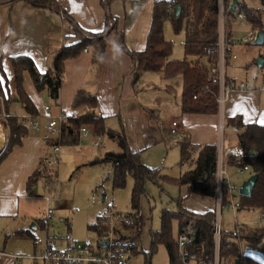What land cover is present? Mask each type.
Returning a JSON list of instances; mask_svg holds the SVG:
<instances>
[{
    "label": "trees",
    "instance_id": "obj_1",
    "mask_svg": "<svg viewBox=\"0 0 264 264\" xmlns=\"http://www.w3.org/2000/svg\"><path fill=\"white\" fill-rule=\"evenodd\" d=\"M26 1L38 7H48L56 12L64 14L76 28L78 39L64 44L55 53L51 66L46 72H41L34 60L26 54H19L10 57L14 73L13 90L7 85V80L0 78V93L7 89L9 97L4 99L6 115H2L1 123L4 125L7 143L0 154L2 160L16 145L22 143V138L27 134L29 126L24 119L10 112V104L19 102L24 111L34 118L38 110L23 86V74L29 72L38 91L47 89L53 103L58 104L61 98V89L64 82L65 62L79 56L88 47H92L93 58L101 60L106 51L107 40L115 28L113 17L107 15L106 26L101 32H91L80 28L75 19L69 15L56 0H0V3ZM225 15L227 18L235 17L234 12H243L246 20L250 22L253 30L264 33V0H260L262 7L254 9L245 3L239 2L236 8L230 9L233 0H223ZM110 0H102L106 7ZM181 6L177 14L175 7ZM109 10H107V13ZM244 19V20H245ZM170 20L176 33L184 32V58L173 59V43L166 40L164 36V23ZM228 20V19H227ZM226 20V21H227ZM228 23V21H227ZM83 34H85L83 36ZM229 37V36H228ZM219 40V7L218 0H158L154 5L153 18L150 30L147 35L146 48L142 51L126 52L130 55L134 64V81L139 82L145 72H159L164 78H173L182 75L183 89L181 108L186 114H217L218 115V82L214 79L212 68L217 65ZM229 51H231V45ZM263 51L259 57L263 59L261 66L254 64L264 74V43L261 45ZM2 72V70L0 69ZM84 107L81 115L67 116L59 122L60 134L53 140L47 141V146L52 144L77 145L80 143V128L89 127L92 134L96 136H107L115 141L118 151H107L100 158L92 161V164L110 163L112 165V187L122 188L126 185L129 175L133 178L131 192V213L126 215V224L116 225L114 228L115 245L123 246L132 253L136 251V242L127 241L125 235L119 233V228L128 225L139 224V211L141 199L146 195L145 183L151 180L154 183L172 181L181 186L186 185L188 193L204 196H214L216 185V162L217 145L203 144L195 145L190 141H183L180 146L179 164H186L196 152L195 166L185 171L180 177L172 178L161 173L160 167H150L141 161V151L133 150L125 134L123 126L118 131L109 129L105 125V117L96 113L97 99L95 95L88 94L84 89L78 90L73 100V107ZM27 119V118H26ZM229 125H236L240 128L237 135V144L245 151L242 158L244 164L251 168L252 174L258 175L253 193L250 196L240 194L241 210H264V125L259 123H244L240 117L227 119ZM170 134H172L170 132ZM174 135V134H172ZM255 154H252V151ZM233 165V158L230 159ZM56 171L51 172L45 167L44 160H41L37 168L28 178L27 190L30 194L34 185L40 177L47 180L54 179ZM47 183V182H46ZM47 185V184H46ZM52 186V185H51ZM228 190L223 191V202L228 200ZM185 198H178V210L176 212L163 210L160 216L161 224L158 230L150 233L151 242L148 250H141L144 255L143 264H153L152 256L159 244H163L168 253L169 264H210L215 253V210H208L204 213L192 212L184 207ZM122 215V214H121ZM102 215H98L96 221L88 224V229L97 233V236L108 232V227H100L98 221ZM124 216V215H122ZM125 217V216H124ZM178 224L179 235L187 232L189 240L182 247L179 246L172 234L174 222ZM48 223V222H47ZM47 223L42 222L41 228H48ZM249 229H248V228ZM18 235H26L35 238L30 229H20ZM264 239V223L256 227L247 225H235L231 231L223 230L220 235L219 254L224 264H262L258 259L244 255L241 251V242L246 240L252 243H259ZM135 256V255H134Z\"/></svg>",
    "mask_w": 264,
    "mask_h": 264
},
{
    "label": "crops",
    "instance_id": "obj_2",
    "mask_svg": "<svg viewBox=\"0 0 264 264\" xmlns=\"http://www.w3.org/2000/svg\"><path fill=\"white\" fill-rule=\"evenodd\" d=\"M56 1L84 30L95 33L103 31L107 15L113 17L115 28L108 37L105 55L101 60H95L92 47H88L79 56L65 62L61 98L56 105L53 104L48 90L38 91L30 73L24 72V89L36 106L40 119L38 128H29L27 134L22 138V143L14 146L0 160V215H6L9 218L20 214L21 200L29 195L28 178L39 168L41 160L49 152L45 140L49 115L60 113H64L66 117L81 115L84 112V107H73L74 97L80 89L96 96V113L105 117L106 127L118 131L123 126L130 146L133 150L141 151V154L164 142L166 135L179 136L183 139L181 142L190 141L195 145H217L220 139L217 114H186L182 112V108L178 114L175 113V104L171 100V94L173 92L176 94L174 84H181L182 75L164 78L159 72H145L139 82L134 81V64L126 49L142 51L146 48L154 5L158 0H110L107 7L103 5L102 0ZM75 35V26L61 12H56L48 7H38L26 1L0 3V69L5 75L8 88L13 90L14 85L10 57L19 54L29 55L38 69L44 73L51 66L55 53L62 45L76 40ZM236 44L238 43L232 44L231 49ZM254 60L246 68L255 65ZM231 62L232 59H230V64ZM226 70L227 77L237 81L235 76L228 73V66ZM240 81H245L248 88L231 92L224 106L223 115L227 125L224 134L226 146L237 144L238 135L232 131V125L227 123V119L240 117L244 123L264 125V90L262 89L264 80L258 82L257 78L251 80L245 78ZM14 102L10 109L20 119H24L28 125L31 117L19 102ZM46 105L52 106V111L49 114L45 111ZM17 106H20V112L14 110ZM180 106L181 101L176 103V107L180 108ZM173 118H177L180 123L179 133L175 135L170 134ZM228 129L234 133V140L229 135L232 133H227ZM89 135H93L92 132ZM196 157L197 153L195 152L186 163L190 166L182 165V167H187L182 169L181 175L195 166ZM230 169H235L232 173L234 176H240L246 172L250 176L252 175L251 171L238 173L232 164ZM183 186L187 188L186 185ZM192 195L197 197V205L203 208L193 210L184 204L186 209L196 213L214 209V196ZM234 196L240 200V193ZM237 211L242 210L237 209ZM223 212L222 228L225 230ZM40 225H42V221L35 223L32 229H23H30L33 232L34 229L41 228ZM65 238L57 236V240L64 243ZM241 251L244 255H250L264 264V239L259 243L242 241ZM38 255V251L35 250L28 258L34 264H45L37 258ZM12 262L16 264L14 257Z\"/></svg>",
    "mask_w": 264,
    "mask_h": 264
},
{
    "label": "rangeland",
    "instance_id": "obj_3",
    "mask_svg": "<svg viewBox=\"0 0 264 264\" xmlns=\"http://www.w3.org/2000/svg\"><path fill=\"white\" fill-rule=\"evenodd\" d=\"M220 2L225 8L224 1L220 0ZM239 2L245 3L248 7L254 9L262 7L260 0H239ZM252 30L253 27L246 19L227 18L225 15L226 36L242 39L247 37ZM164 36L166 40L173 43L172 58H184V32L176 33L170 20H166L164 23ZM75 39H78V36H75ZM233 46L232 53L236 55V58L232 59L231 64L230 59L227 61L225 68L227 69L228 66V73L235 76L237 81L245 78L249 80L257 78L258 82L264 80L263 72L258 70L256 65L246 68L254 58H259L263 47L254 45L251 41L239 42ZM0 78L4 80V73L1 71ZM180 81V85L174 84L177 91L176 94L175 92L171 94V100L175 104L174 111L177 114L181 109V106L180 108L176 107V103L181 101L182 98V93L180 92L182 89V78ZM7 97H9L8 91L4 89L0 93V120L3 115L1 104L3 101L4 105V99ZM14 104L16 103L14 102ZM14 110L20 112L21 108L17 106ZM10 112L13 113L11 109ZM227 133L232 132L228 129ZM93 135L81 138L80 143L77 145L62 146L59 166L54 168L57 173L53 177L55 184L47 186V178L40 177L27 198L21 200L19 215L14 218L0 215V256L3 255L0 259V264H14L12 262L13 257L16 260V264H34L28 257L35 250L40 254L49 236L56 240L58 245L64 244V242L57 240L58 235L62 237L72 235L75 239L82 241L85 238H89L95 243L98 240L97 234L88 229V224L96 221L98 215L108 214L110 209L125 217L131 213L132 176L129 175L127 177L124 187L113 189L111 164H92L93 160L102 157L105 152L118 151L119 146L112 139L102 136L100 138V146L96 147L94 140L98 136ZM229 135L234 140V133ZM182 140L179 136L166 135L164 142L147 149L144 154H141V161L150 167H161L163 175L178 178L182 173V169L190 166V164H186L187 166L182 167L179 164V143ZM234 171L235 169L229 170L230 179L232 183H237L238 185H241L250 176L247 172L240 176H234L232 175ZM145 188L146 195L142 197L140 204L139 224L136 227L128 225L127 227L119 228V233H123L127 237V241L136 242L138 245L136 251L133 253L130 251L133 264H143L145 257L139 252L150 248V233L152 230L160 228V216L163 210L167 209L176 212L178 210V198H185L184 204L190 209L201 210L203 208L197 205L196 196L189 195L186 187L175 182L165 181L157 184L147 180ZM48 208L54 211L50 218L47 219L49 223L48 229H34L35 238L17 234L20 229H32L35 223L41 221L45 225L47 223L46 211ZM223 211L225 230H233L237 222L249 227H256L263 223L261 221L262 211L259 209L234 212L225 208ZM172 234L177 240L179 232L176 221L172 226ZM152 263L169 264L168 253L163 244L157 246L152 256ZM192 264L196 263L193 262Z\"/></svg>",
    "mask_w": 264,
    "mask_h": 264
},
{
    "label": "built area",
    "instance_id": "obj_4",
    "mask_svg": "<svg viewBox=\"0 0 264 264\" xmlns=\"http://www.w3.org/2000/svg\"><path fill=\"white\" fill-rule=\"evenodd\" d=\"M219 7V40H218V60L217 65L212 68V73L214 74L215 81L218 82L219 90L217 95L218 104V117H219V132L220 139L217 144V164H216V185H215V253L214 258L210 264H224L220 259L219 254V243L220 235L222 232V211L224 208L233 210L234 212L240 208V200L234 198L235 194H239L240 186L232 183L230 179L229 167L231 165L230 159L233 158V165L236 167L238 173H244L246 171H251L249 165L244 164L242 158L245 155V151L238 144H233L226 146L224 143V134L227 125L224 120V106L227 101L228 95L233 91L246 90L248 88L245 81H234L227 77L225 65L229 59L236 58V55L229 51V45L232 40L235 42H253L256 39L257 30H252L249 32L247 37L242 39L228 37L225 34V8L221 5L220 0H218ZM234 15L239 20H244L246 18L245 14L240 11H235ZM264 90V85L262 86ZM2 101V100H1ZM45 111L49 114L52 111L51 105L45 106ZM1 112L6 115L3 101L1 104ZM66 115L60 113L58 115L50 114L49 121L47 124V131L45 134V140L50 141L55 139L60 134L59 122L64 120ZM40 115H36L31 118L28 126L30 128H38ZM180 123L177 118L171 120L170 132L172 134L179 133ZM232 131L238 133L240 128L236 125L231 126ZM0 131L2 133L3 142L0 145V154L3 152L6 143V131L4 125L0 122ZM80 136L86 137L91 133L89 127L83 126L79 130ZM100 136L96 137L94 140V145L96 147L100 146ZM62 146L59 144H52L49 146V152L44 157L45 167L51 172H54V168L59 166L60 163V152ZM47 186L55 184L53 179L47 181ZM228 190V200L226 203L223 202V191L224 188ZM53 210L48 208L46 211V222L47 219L53 214ZM261 221L264 223V210L262 211ZM126 217L122 216L120 213L113 212L112 209L109 210L108 214H103L98 224L100 227L107 226L108 232L99 235L98 240L93 243L89 238H85L82 242L77 241L72 235L65 238V243L63 245H58L56 240L52 237H48L45 245L42 248L41 253L37 256L38 259L42 260L45 264H133L131 262L132 254L131 252L123 247L115 245V234L114 228L116 225L126 224ZM48 225V223H47ZM238 225V222L236 223ZM49 228V225H48ZM46 228V229H48ZM189 240L187 232H183L178 236L179 246L182 247ZM107 241V246H104L103 242Z\"/></svg>",
    "mask_w": 264,
    "mask_h": 264
},
{
    "label": "water",
    "instance_id": "obj_5",
    "mask_svg": "<svg viewBox=\"0 0 264 264\" xmlns=\"http://www.w3.org/2000/svg\"><path fill=\"white\" fill-rule=\"evenodd\" d=\"M239 0H233L232 3L230 4V9L236 8L238 5ZM175 11L178 14L181 11V6L177 5L175 7ZM254 45H259L261 46L264 43V33L262 31H258L256 35V39L252 42ZM263 64V59L258 58L257 59V65L261 66ZM252 154H255L256 152L253 150L251 152ZM258 180V175L257 174H252L248 179H246L240 186L239 193L241 195L245 196H250L253 193V190L255 188L256 182ZM104 246H107L108 242L104 241L103 242ZM236 264L240 262L239 259H237Z\"/></svg>",
    "mask_w": 264,
    "mask_h": 264
},
{
    "label": "bare ground",
    "instance_id": "obj_6",
    "mask_svg": "<svg viewBox=\"0 0 264 264\" xmlns=\"http://www.w3.org/2000/svg\"><path fill=\"white\" fill-rule=\"evenodd\" d=\"M2 142H3V138H2V133L0 131V145L2 144Z\"/></svg>",
    "mask_w": 264,
    "mask_h": 264
}]
</instances>
